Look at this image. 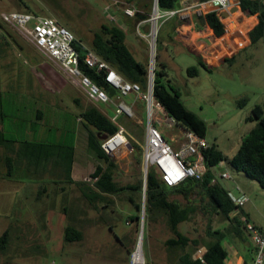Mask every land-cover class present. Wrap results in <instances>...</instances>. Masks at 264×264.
Instances as JSON below:
<instances>
[{
  "label": "rangeland",
  "instance_id": "1",
  "mask_svg": "<svg viewBox=\"0 0 264 264\" xmlns=\"http://www.w3.org/2000/svg\"><path fill=\"white\" fill-rule=\"evenodd\" d=\"M115 1L0 0V16L6 12L27 11L26 9L37 12L41 16H53L72 32L83 47L87 48L91 44L94 33L99 31L101 24L112 23V17L118 18L117 13L122 9L120 5L115 4ZM119 1L124 2V0ZM137 4L143 6L150 13L149 16L154 13L155 0H137ZM211 10L195 13L194 10H187L185 5H182L180 13L176 17L185 21L186 26L188 12L199 17L205 16ZM239 10L241 12V9ZM234 12L235 10H230V13L224 11L223 14H226V17L218 16L225 27L224 35L227 33L224 21ZM239 15H242L240 19L243 21L240 23L243 24L238 22L242 27L234 36L228 34V37L223 35L224 38H217L212 30L207 28V25H202L194 30L196 33L192 42L183 41L186 45L196 41L194 46L190 45L191 47L187 46V48L182 46L180 38H178L180 46L169 43V27L174 21L172 18L167 26L162 27L160 23L158 24L154 50L150 45L153 41L152 36H136L135 40L132 34L126 32L127 40L135 41L136 48L129 47L138 61L148 62L150 65V61L153 59L155 65L157 58H160V61L166 64L168 78L173 87L179 90L181 100L186 108L205 121L207 141L215 144L225 153L232 151L229 156L236 153L238 148H234L235 144L238 141L241 143V139L243 140L249 132L250 122L247 121V118L250 116L252 108L256 105L264 108V44L261 41L245 49L249 43L248 32L252 29L254 18L246 17L243 13ZM5 31L14 34L15 38L19 40L20 48L17 51L13 50V53L8 50L7 54L1 55L0 58H22V62L25 63L23 67L31 69L27 76L29 80L27 85L35 88L36 92H42L43 97L54 101L53 111L55 113L47 116L45 121L52 130L53 139L58 143L61 137L62 144L65 146H71L73 142L77 143L78 168L75 172V179L90 181V176L94 173L99 162L94 151L86 145L85 136L82 135L83 131H80L77 126L80 108L75 103V99L79 98L83 105H86L88 101L56 67L48 64L52 68L47 67L46 70L39 67L31 68L34 60L41 62L40 58L43 57L33 46L21 40L15 31L10 28H5ZM142 32L150 33V28L147 32L142 28ZM159 38L161 46L158 48ZM2 39L1 37L0 51L6 52L5 40ZM217 39H221L219 44L216 43ZM195 55L208 58L210 63H214L216 58L228 59L222 61L220 66L207 71L199 66ZM44 62L46 61L44 60ZM191 67L198 68L199 75L197 77L188 75L187 70ZM244 98L248 99L247 103L243 107H239L237 102ZM124 101L127 104H132L130 99L126 98ZM138 105L140 103L137 104L135 117L128 118L121 115L118 118V124L144 146L148 114L143 108H138ZM98 108L107 113L109 117L116 115V108L113 106L100 103ZM155 123L157 122L155 121ZM158 129L166 138L174 136L173 140L169 142L174 150L181 149V141L177 139L180 135L177 127L168 128L163 125V127L158 126ZM128 142L130 143L129 139ZM126 147L127 144L115 152L117 158H111L118 166L115 180L122 186L136 182L141 173V169L134 163V150L129 154ZM12 179L19 182H26L27 179L29 181L25 183L26 185L14 183L12 186L0 190V237L6 230H9L7 248L0 251V264H133V254L137 250L140 235H142L140 245L144 264H164L165 260L168 264L164 242L172 237V234L162 220L157 223L144 221L143 226L140 221L136 227L134 223L127 221L128 215L131 214L130 205L117 200L114 210L104 213L103 216L88 209L87 216L83 218L87 220L82 227L83 241L64 245L63 229L66 226V221L61 214L64 204H62L61 195L53 194L55 186L48 184L49 198L47 194H43L42 200H38L42 184H40L41 182L35 184L34 176L15 173ZM34 185L38 187L34 188ZM226 187L237 195L235 186L231 183L226 182ZM79 195L77 188L72 187L69 189L67 199L75 203ZM174 198L184 202L180 196ZM248 198L250 199V197ZM250 202L249 205L261 209L258 198L255 196L251 195ZM100 217L106 223L98 221ZM109 226L113 227V232L110 231ZM225 226L226 224L221 219L213 218V229ZM180 229L190 238L208 239L206 235L207 222L201 217H196L191 222L181 225ZM244 234L248 237L246 233ZM227 244L228 242H225L224 245L227 247ZM129 252L131 253L129 254ZM198 253L200 252L195 254ZM231 264L235 263L231 262Z\"/></svg>",
  "mask_w": 264,
  "mask_h": 264
},
{
  "label": "trees",
  "instance_id": "2",
  "mask_svg": "<svg viewBox=\"0 0 264 264\" xmlns=\"http://www.w3.org/2000/svg\"><path fill=\"white\" fill-rule=\"evenodd\" d=\"M181 1L158 0V8L162 12L178 11L181 8ZM208 1L210 0H198L199 3ZM239 6L246 17L257 15L259 20L254 27L255 18L253 17L251 27L254 28L248 34L251 45H256L261 41L264 44V7L261 0H240ZM26 10L21 13L41 16L37 12ZM239 12V8H236L235 12L227 16L224 21L227 29L226 35H224L225 27L215 12L196 17L194 20L198 27L207 25L217 38L223 35L228 37V34L232 36L242 27L238 26V22L243 21V19H240L242 15H239L242 13ZM141 18V20H145L147 16H141ZM172 19L174 21L171 22L169 27V43L179 46L175 41V32L179 28L184 29L186 22L176 16ZM239 19L240 21H237ZM170 21V19L165 21L162 27L167 26ZM3 26L4 24L0 22V27ZM8 34L16 40L13 34ZM221 39H217L216 43L219 44ZM73 46L79 54L82 73L106 91L110 98H116L117 91L105 82L103 72H98L87 66L85 63L87 49L110 64L126 81L139 84L143 91L147 90L149 64L148 62L142 63L135 58L126 44V32L120 25L113 22L103 23L99 31L94 33L89 47H83L77 39ZM159 46H161L160 38L158 39V48ZM195 56L200 67L207 71L212 68L203 61L201 56ZM187 73L190 77H197L199 70L196 67H191L188 68ZM154 98L178 127L185 131L194 132L199 137L206 139L207 126L205 121L186 108L181 100L179 90L171 84L166 72V65L160 61V58H157L154 65ZM247 101L248 99L244 98L239 100L237 104L239 107H243ZM75 103L80 108L78 118L89 130L88 147L94 151L99 162L94 173L90 176L93 181H79L73 178L74 146L22 142L27 152L28 165L37 168V175H34L35 183L39 184L41 182L40 184H42L38 200H42L43 194H47L49 198L48 184L55 186L53 191L55 196H62V204L64 205L61 214L64 221H66V226L63 229L64 245L83 241L84 232L82 227L84 222L87 221L83 218L87 216L86 211L88 209L99 216H103L104 213L114 210L117 200L130 205L131 214L128 215L127 221L134 223L136 227L140 224L143 213L145 222L157 223L160 220L165 222L172 234V237L164 242L168 264H228L230 254L224 245L225 242L236 248L239 244L245 248H247V244H251L247 228L241 221L243 210L238 208L230 198L229 192L217 177L216 169L221 162L225 161L232 171L244 173L250 180L256 181L264 189V108L262 106L256 105L252 108L247 121L255 122V126L242 140L232 158L224 156L213 144L203 153L206 172L201 181L189 178L178 186L169 187L162 182L154 168L149 169L146 180L140 173L136 182L124 186L119 185L115 180L118 166L103 151V141L101 140L103 136L112 137L116 135L119 127L98 107L83 106L78 98ZM1 142L2 146L6 148L8 144L13 143L4 136H2ZM131 144L134 149V163L140 168L142 161L141 147L135 142H131ZM16 161L13 158H7L6 162L10 171ZM72 187L77 188L80 194L75 203L67 199L69 189ZM177 196L182 197L184 202L182 203L174 198ZM235 212H237L236 215H234ZM196 217L206 220L208 239L203 240L202 237L190 238L181 231V225L191 222ZM214 217L221 219L226 226L213 229ZM98 221L103 224L106 223L105 220L102 221L101 217L98 218ZM109 229L113 232L112 226H109ZM8 240L9 230H6L0 237V251L7 248ZM198 251L201 253L202 260L195 254ZM247 252L250 253V258L243 255L244 263L253 264L256 249L250 248Z\"/></svg>",
  "mask_w": 264,
  "mask_h": 264
},
{
  "label": "built area",
  "instance_id": "3",
  "mask_svg": "<svg viewBox=\"0 0 264 264\" xmlns=\"http://www.w3.org/2000/svg\"><path fill=\"white\" fill-rule=\"evenodd\" d=\"M261 2L264 7V0H261ZM115 4L120 5L125 17L147 16L132 3L115 1ZM182 5H185L187 10H194L195 13L204 12V6H209L212 9L210 13L215 12L221 18L224 11L230 13V10L232 11L234 8L240 9V0H210L206 3L196 4L190 0H182ZM179 13L180 10L162 12L155 7L154 13L141 21V23L149 24L150 33L144 34L139 28L140 23L137 28L138 35L141 37L152 36L153 41L150 45L154 50L158 24L160 23L161 26L165 21L174 18ZM0 20L6 27L15 31L21 40L33 46L46 62L55 66L66 80L82 93L88 102L94 105L102 103L116 108V115L110 117V119L119 127V131L116 135L108 137L102 144L103 151L110 159L117 158L115 149H112L111 144H114L118 136H122L127 143L126 148L129 154L134 150L131 142H135L141 147L142 161L140 169L144 177L147 176L149 169L154 168L162 182L169 187L178 186L189 178L198 181L204 178L206 167L203 153L211 147L209 142L194 132L185 131L181 128L182 146L179 151H176L158 129V126L163 127V125H166L171 128L177 125L173 119L166 115L161 105L154 98V62L149 67L147 90L143 91L139 84L126 81L110 64L87 49L85 58L87 66L98 72H103L105 82L117 91L116 98H110L106 91L82 73L79 54L73 46L76 38L56 18L21 12H6L1 14ZM111 22L122 25L115 17L111 18ZM130 95H133L136 100L143 101L146 105L148 123L145 127L146 143L144 146L118 124V118L121 115L128 118L135 117V105L127 104L124 101ZM220 164H224V161ZM220 178L231 179V175L228 171H225L220 175ZM239 191L240 197L236 198L230 193L229 196L238 208H242L250 199L241 190ZM236 214L237 212L234 213V215ZM241 221L245 224L247 232L255 244L256 254L253 264H264V229L256 228L244 216L241 217ZM198 255V258L202 260L201 253H198Z\"/></svg>",
  "mask_w": 264,
  "mask_h": 264
},
{
  "label": "crops",
  "instance_id": "4",
  "mask_svg": "<svg viewBox=\"0 0 264 264\" xmlns=\"http://www.w3.org/2000/svg\"><path fill=\"white\" fill-rule=\"evenodd\" d=\"M116 1H119V0H116ZM124 2H131L133 5L135 6L137 5L136 7L139 8V10H141L144 13V15L148 16L150 14L143 6L137 4V0H124ZM191 2L199 3L198 0L191 1ZM14 12H23V11H14ZM117 14H118L117 16L118 21L122 24L121 27L123 28V30L125 32H129L130 34H132L134 36V39L136 40V36H139L137 32V28L142 21L141 16L139 15L136 18L125 17L123 15L122 10L118 11ZM187 14H188L187 25L185 26L184 29L179 28L175 32V41L177 42V44H179V46L181 43L182 46H184L185 48H187V46L191 47L195 45L196 41L191 44L189 43V45H186L183 41L192 42L194 39L193 37L196 33L194 30H196V27H198L194 20L196 16H194L193 13H190V12H188ZM252 17L255 18V25H254L255 27L258 24L259 20H258L257 15L252 16ZM5 28L7 27L6 26L0 27V38L2 37L5 40L4 42L6 44V52L0 51V57L1 55H6L8 50L10 53H13V50L17 51V49L20 48L19 40L13 39L11 35H9L5 31ZM139 28L141 29V31L143 28L144 31L147 32L150 27H149V24L147 23H141ZM207 28L209 27L207 26ZM251 30H249V32ZM234 34L232 36H234ZM178 38L181 39V42L178 40ZM248 38H249V35H248ZM134 43L135 41H133L132 39L128 41L126 38V44L128 47L130 46L131 48L135 49L136 47ZM251 46L252 45H251V41L249 38V43L245 46V49ZM40 59L42 60L41 62L34 60V63L31 64L32 65L31 68L39 67L42 70H46L47 67L52 68L50 67L52 64L48 62H44L43 58H40ZM202 59L208 66L215 68L217 66H220L222 61H225L228 58H219V59L216 58L214 63H210L208 58H202ZM23 65H25V63L22 62V58H0V100H1L0 101V190L6 189L7 187L12 186L14 183H18L19 185H24L26 182L29 181V179H27L26 182L13 181L12 178L15 173H19V174L21 173V175L25 174L27 176L37 175V172H36L37 168L32 165L31 166L28 165L27 154H26L27 152H26L25 146L22 145L23 141L36 142V143H48V144H54V143L62 144L61 137L59 138L58 143L55 142V140L53 139L51 135L52 130L50 129L49 126L46 125V122H45L47 116L49 117L50 115L55 113L53 111L55 107V105L53 104L54 101L50 100L49 98L43 97L42 92H38V91L36 92L35 88H31L29 87V85H27L29 81L27 76L30 74L31 69L23 67ZM127 99L132 100V104L135 105V112H137V104L139 103L140 105H138L139 106L138 108H143L144 110H146L145 103L141 100H136L133 95L128 96ZM87 105L98 107V105H94L90 102L89 103L87 102L85 106ZM105 114L108 116L107 113ZM77 123H78L77 126L79 127L80 131H83L82 135L85 136L86 145L88 146L89 130L82 124L79 118H77ZM80 126H82L84 130L80 128ZM254 126H255L254 122H250V125L248 127L249 132ZM177 128L179 129V133H180L177 139L181 141L180 137L182 134V130L179 127ZM2 136H4L7 140H10L13 143L8 144L7 148L2 146V142H1ZM173 137L174 136L166 138V139L170 142L171 140H173ZM240 142H242V139ZM209 144L213 145L210 142ZM238 144H241V143H239L238 141V143L235 144L234 148H239L240 145ZM71 146H74L75 148V161L73 165V178L75 179V176H76L75 172L78 168V162L76 160V155L78 153L77 143L73 142ZM218 150L222 152V154L228 158H232L236 154L235 153L229 156V154L232 151H228V153H225L220 149ZM8 157L17 160L15 162V165L11 169V171L6 162ZM225 171H228L230 173L231 179L220 178V175ZM216 173H217V177L219 178L221 184L234 197L236 198L240 197L239 190H241L246 196L250 197V199H251V195L258 198V202L261 205V209L259 210L257 207H253L249 205V203H251L249 201L244 205V207L241 208L243 210L242 216H244L247 219V221L253 224L256 228L264 229V189H262L256 181L250 180L244 173H236L232 171L227 166V163L225 161H224V164H219L218 168L216 169ZM9 174L11 175L9 176ZM226 182L231 183L233 186H235V192H237V195L233 194V192L229 188H227L228 186L226 187ZM33 187L37 188L38 186L34 185ZM248 238L250 239L251 244L250 245L247 244L246 246L247 248H245L241 244L238 245V248L227 244L228 245L227 249L230 254L228 264H231V262L235 264H245L243 255L247 258H250V253L247 252V250L250 248L255 249V244L252 242L250 237ZM198 256L199 255L197 254V257ZM164 264H167L166 260Z\"/></svg>",
  "mask_w": 264,
  "mask_h": 264
},
{
  "label": "bare ground",
  "instance_id": "5",
  "mask_svg": "<svg viewBox=\"0 0 264 264\" xmlns=\"http://www.w3.org/2000/svg\"><path fill=\"white\" fill-rule=\"evenodd\" d=\"M206 7V8H205ZM205 10L211 9L209 6H204ZM126 141L122 136H118L114 144H111L112 149H115V152L126 145ZM133 264H144V257L142 252V247L139 245L135 253L133 254Z\"/></svg>",
  "mask_w": 264,
  "mask_h": 264
},
{
  "label": "water",
  "instance_id": "6",
  "mask_svg": "<svg viewBox=\"0 0 264 264\" xmlns=\"http://www.w3.org/2000/svg\"><path fill=\"white\" fill-rule=\"evenodd\" d=\"M155 7L158 8V0H155ZM234 10H236V8H234ZM223 17H226V14H223V15H222V18H223ZM152 65H153V59H151L149 67H151ZM107 138H108L107 136H103V137L101 138V140H102V141H105V140H107ZM144 180H146V177H144ZM141 221H142V226H143V222H144V213L142 214ZM142 228H143V227H142ZM141 234H142V231H141ZM141 240H142V235H140V238H139V242H138V246H137V248L139 247Z\"/></svg>",
  "mask_w": 264,
  "mask_h": 264
}]
</instances>
